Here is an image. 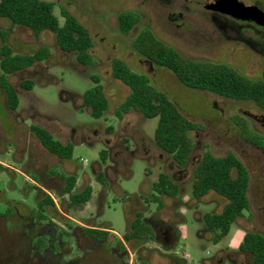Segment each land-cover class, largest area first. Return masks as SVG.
Instances as JSON below:
<instances>
[{"label": "rangeland", "instance_id": "rangeland-1", "mask_svg": "<svg viewBox=\"0 0 264 264\" xmlns=\"http://www.w3.org/2000/svg\"><path fill=\"white\" fill-rule=\"evenodd\" d=\"M47 1L66 7L88 30L93 40L90 55L94 62L91 66H81L73 54H64L57 48L52 34L44 32L34 39L28 29L0 19V45L4 36L16 54H31L42 45L50 52L42 63L8 77L18 96L15 111L6 107L0 91V214L6 211L11 214L0 219V264H60L70 259L62 248L71 247L74 251L72 238L70 241L62 238L63 247L55 246L56 252L64 254L60 257L51 248L39 251L34 244L41 226L32 231L28 228L31 222L25 217L34 214L35 200L45 194L53 200L55 208L50 216L58 232L62 231L61 227L68 230L66 224H93L107 229L111 235L123 237L136 212H144L151 222L172 229L177 241L167 248L146 242L142 249L125 242L132 261L137 251L142 259L150 258L151 264H175V259L182 264H230L223 253L226 250L238 253L246 231L264 235V150L244 141L235 124L238 117L244 118L253 131L264 136V112L251 102L231 101L184 88L168 71L137 60L131 43L142 28L148 27L187 59L226 64L241 75L263 82L264 57L242 42L227 39L200 9L204 0ZM125 10L139 13L141 19L128 34L122 35L117 27V15ZM242 37L251 38L246 33ZM114 58L148 76L152 85L166 94L183 116L200 125L199 130L190 133L194 149L184 169H177L171 158L153 145L156 118L145 119L136 113L120 121L114 117L115 108L129 93L127 87L111 77L110 62ZM91 75L100 77L109 100L107 112L97 120L90 116L82 101L83 93L93 86ZM23 80L33 82L31 91L18 89L17 84ZM31 125L45 128L56 140H69L73 146L71 160H61L46 152L30 133ZM109 126L113 131L106 134ZM206 147L216 157L233 153L250 177V215L244 212L218 244L212 242V233L204 226L202 216L218 212L224 199L208 194L197 201L191 194L192 172ZM105 149L109 151L104 168L108 186L101 189L94 182L99 169L92 168L101 165L99 155ZM161 172L180 186L181 194L174 199L164 197L163 207L157 210L155 203L144 204L143 199L151 194V185ZM66 174H76L81 180L84 175L83 184L76 182V190L91 185L92 197L86 206L68 208L59 178ZM35 186L45 188L44 192H37ZM47 232L50 230L44 234ZM80 247L85 248L82 243ZM114 262L104 249L88 246L76 264ZM236 264H241L240 259Z\"/></svg>", "mask_w": 264, "mask_h": 264}, {"label": "trees", "instance_id": "trees-1", "mask_svg": "<svg viewBox=\"0 0 264 264\" xmlns=\"http://www.w3.org/2000/svg\"><path fill=\"white\" fill-rule=\"evenodd\" d=\"M0 19L11 25L28 29L34 39L46 32L55 38L57 48L64 54H73L81 66H91L94 62L90 55L93 40L88 30L63 6L42 0H0ZM140 21V15L132 11H122L117 16V27L121 34H128ZM0 45V91L3 92L6 107L15 111L18 107L16 87L8 77L16 72L27 70L36 63L47 60L50 52L45 45L31 54H16L2 36ZM131 46L138 55L148 60L153 66L168 71L184 88L213 94L231 101L251 102L264 112V82L241 75L233 68L222 63L192 61L164 44L147 28H142ZM111 77L128 88L129 93L119 104L113 115L119 121L131 113L145 119H157L153 133V145L169 156L175 166H186L194 148L190 133L199 130L200 125L190 121L176 108L166 94L155 88L149 77L134 71L126 62L114 58L110 62ZM93 86L82 95L83 105L88 108L93 119L102 118L108 110L109 100L101 84L100 77L89 76ZM18 89L31 91L33 82L23 80L17 84ZM241 137L259 148H264V137L252 130L249 122L241 117L235 123ZM30 133L40 146L49 154L61 159L71 160L73 146L70 142L61 143L53 138L46 129L31 125ZM112 128L105 133L111 134ZM126 142V139H125ZM109 151L102 150L99 158L106 166ZM62 195L67 197L68 208L84 205L92 196V187L86 186L77 191L75 175L61 176ZM98 182L105 184L103 174L97 176ZM249 172L245 165L233 154L223 157L214 156L206 147L201 159L192 172L191 194L195 200H201L208 194L224 199L218 212L205 213L202 216L204 226L212 233V242L218 244L228 236L235 221L249 212L250 202L247 196ZM179 195V186L171 177L161 172L156 182L151 185V194L143 199L144 204L155 203L157 210L163 207L162 198L174 199ZM127 197V196H126ZM124 199H127V198ZM50 196L38 199L33 210L35 221H51L50 211L54 209ZM6 211L0 214L7 218ZM144 213L137 212L126 234L130 239L146 240L152 237L151 228L143 221ZM54 224V223H53ZM55 225V224H54ZM68 228L73 226L66 224ZM93 235H107L108 231L83 229ZM150 236V237H149ZM44 245V241H41ZM239 250L251 256L253 264H264V237L257 232H246L239 244Z\"/></svg>", "mask_w": 264, "mask_h": 264}, {"label": "flooded vegetation", "instance_id": "flooded-vegetation-1", "mask_svg": "<svg viewBox=\"0 0 264 264\" xmlns=\"http://www.w3.org/2000/svg\"><path fill=\"white\" fill-rule=\"evenodd\" d=\"M42 1L51 2V1H47V0H42ZM213 1H217V0H204V1L200 2V9H202V12L206 16V18L209 19L220 31H223V34L227 37V39H229L230 41L242 42L244 45H247L252 51H254L255 53H259L264 57V2H262L261 0H227L230 2V4H232V6L233 5L236 6L235 4H242L245 8H251V12L246 14V13H236L234 10L230 9V6H225V7L219 6V7L213 8L211 6V4H212L211 2H213ZM220 1H222V0H220ZM54 5H55V7H59V5H56L55 3H54ZM64 8H66V7H64ZM125 11H130V10H125ZM227 11H230V13H232V14H230ZM132 12H135V11H132ZM140 19H141V16H140ZM146 28L151 30L148 27H146ZM227 32L230 35H227ZM245 33L250 34V36H251L250 40L244 39L242 37V35ZM164 44H166V43H164ZM168 46H170V45H168ZM131 48H132V46H131ZM171 48H173V47H171ZM134 55L138 57L137 60L149 62L145 58L138 55L137 52H135V51H134ZM188 60H191V59H188ZM192 61L211 62V61H201V60H192ZM211 63H217V62H211ZM159 70H161V69L159 68ZM261 136H263V135H261ZM244 141H246V140H244ZM246 142H248V141H246ZM248 143H250V142H248ZM250 144H252V143H250ZM252 145L259 150H264V148H259V147L255 146L254 144H252ZM188 162H189V160H188ZM188 162H187V164H188ZM187 164H186V166H187ZM105 167L106 166L95 164L92 168V170L99 169V172L96 175H94V182L99 183L101 186V189L104 186L105 187L108 186V185H105V184L98 182V180H97V176L99 174H103L105 179H107L105 176V172H104ZM184 168H182V169H184ZM177 169H179V168H177ZM70 175H75L76 182L82 181V184H83L84 175L82 176V180L80 177H77L76 174H70ZM59 178L61 179L60 176H59ZM249 180H250V177H249ZM86 186H91V185L86 184ZM86 186H84L82 189H84ZM62 187H63V184H62ZM35 188H36L37 192H40V193L44 192V190H42V188H37L36 186H35ZM248 188H249V186H248ZM82 189H79L77 191H80ZM180 194H181V188L179 186V195ZM45 195H47V194H45ZM44 196H42L41 198H43ZM247 196H248V191H247ZM36 197H37V194H36L35 198ZM90 200H91V198L84 205H80V206H86ZM35 203H36V200H35ZM136 213H135V215H136ZM247 213L249 216L250 215L249 214L250 208H249V212H247ZM32 216H33V214H31L30 216L25 217V218L28 219L29 222H31L30 225L31 224L32 225H31V227L29 225L28 228L32 229V231L35 230L34 227L38 228L37 226H41L40 228H38V230L40 232V236L36 239V241L34 243L36 246V249H38L39 251L45 250L47 247H49V248H51V250L54 251L55 254H57V256H59V257L63 256L64 254L61 255L60 252L55 251V246L57 244L58 245L60 244V246L62 245L61 247H63L62 238H65L66 241L67 240L70 241L71 238L73 239L72 241L75 243V246H74L75 250L73 251V249L71 247H69L67 249L62 248L63 253L66 252V256H69L70 259L68 261H60V264H76V263H78L81 254L84 252V249L87 248L88 246L96 247V248L99 247V248L104 249V252L108 256L113 258V260L115 261L114 262L115 264H151V262L149 260L150 258L146 257V259H142L140 256L141 252L138 253L135 250H134L135 251L134 252L135 253V261L130 260L129 259L130 253L125 246V242H127L129 244L134 243L135 245H138V246H140V248L143 249V245L146 242L156 243L163 248H167V247L174 245L177 241L176 237L173 234L172 229L168 225H163L159 222L153 223L149 220L150 219L149 217L145 216V214H144L143 221L151 228L152 237L149 236L150 238H148L146 240H141V241L137 240V239H130L129 237L126 236L127 233L123 237H120V236H116V235H111L110 233L104 236L102 234L93 235V234H89V233H86L83 231V229H90V230H95V231H104L101 227H97L93 224H92V226H83V225L77 226V225H75L72 228H68L66 225V228L68 230H64L61 227L62 231L58 232V230H57L58 228H56V225H54L53 223H49L47 221H42L41 222L42 224H40L39 221H34L35 219ZM242 217H240V218H242ZM84 220H86V222L89 221L87 219H84ZM48 229L50 230V233L47 232L46 234H44L45 231ZM246 232H257V231H246ZM257 233L261 234L264 237V235L262 233H260V232H257ZM41 241H44V245H41ZM81 243L85 246V248L80 247ZM223 255H224V258L228 262H230V264H236L239 259H240L241 264H243L245 262H246V264H253L251 256L245 252L240 251L239 246H238V253H229L228 250H226L223 253ZM175 264H182V263L175 259Z\"/></svg>", "mask_w": 264, "mask_h": 264}, {"label": "water", "instance_id": "water-1", "mask_svg": "<svg viewBox=\"0 0 264 264\" xmlns=\"http://www.w3.org/2000/svg\"><path fill=\"white\" fill-rule=\"evenodd\" d=\"M211 3H212L211 6L213 8H216L219 6H223V7L230 6V9L234 10L236 13H246L247 14V13L251 12V8H245L242 4H235L236 6H234V5L232 6V4H230V2L227 0H222V1L217 0V1H213ZM227 12L230 13V11H227ZM230 14H232V13H230Z\"/></svg>", "mask_w": 264, "mask_h": 264}, {"label": "crops", "instance_id": "crops-1", "mask_svg": "<svg viewBox=\"0 0 264 264\" xmlns=\"http://www.w3.org/2000/svg\"><path fill=\"white\" fill-rule=\"evenodd\" d=\"M44 129H45V128H44ZM58 141H60L61 143H64V144L67 143V141L64 142V141H62L60 138H59ZM68 142H70V141L68 140ZM38 144H39V142H38ZM39 145H40V144H39ZM38 167H39V166H38V163H36V164H35V169L37 170ZM52 176H53V175H52ZM51 178H52V177H51ZM51 178H50L49 180H51ZM44 189H45V188H43V190H44ZM102 229L105 230V231H108V230L105 229V228H102ZM108 232H109V231H108ZM109 233H110V232H109ZM110 234H111V233H110Z\"/></svg>", "mask_w": 264, "mask_h": 264}]
</instances>
